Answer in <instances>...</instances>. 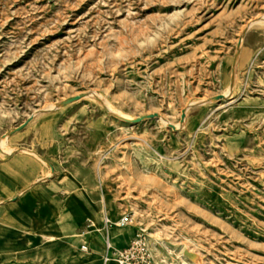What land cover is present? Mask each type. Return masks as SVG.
<instances>
[{
	"label": "rangeland",
	"instance_id": "rangeland-1",
	"mask_svg": "<svg viewBox=\"0 0 264 264\" xmlns=\"http://www.w3.org/2000/svg\"><path fill=\"white\" fill-rule=\"evenodd\" d=\"M0 167L79 202L81 254L264 264V0H0Z\"/></svg>",
	"mask_w": 264,
	"mask_h": 264
},
{
	"label": "crops",
	"instance_id": "crops-1",
	"mask_svg": "<svg viewBox=\"0 0 264 264\" xmlns=\"http://www.w3.org/2000/svg\"><path fill=\"white\" fill-rule=\"evenodd\" d=\"M23 174L26 175L24 171ZM9 176L6 167H0V264H116L112 257L103 261L105 237L112 247L115 238H125V230L106 227L103 254L100 233L90 234L89 248L93 251L81 254L77 250L81 235L79 202L68 205L67 209L62 203L53 206L49 199L55 195L53 192L40 193L41 190L22 187V178L17 187ZM72 183L67 181L68 186L76 189ZM22 192H26L25 198H14ZM34 196L47 198L33 199ZM90 201L93 199L89 198ZM102 212L110 222L116 218L112 207L104 206ZM109 252L108 248L106 255L109 256Z\"/></svg>",
	"mask_w": 264,
	"mask_h": 264
},
{
	"label": "built area",
	"instance_id": "built-area-1",
	"mask_svg": "<svg viewBox=\"0 0 264 264\" xmlns=\"http://www.w3.org/2000/svg\"><path fill=\"white\" fill-rule=\"evenodd\" d=\"M129 222L130 218L128 215H123L119 219L120 225H125ZM82 249L87 250V247L82 246ZM109 256L114 258L117 264H152L153 260L152 252L140 234H136L125 247L111 250Z\"/></svg>",
	"mask_w": 264,
	"mask_h": 264
},
{
	"label": "bare ground",
	"instance_id": "bare-ground-1",
	"mask_svg": "<svg viewBox=\"0 0 264 264\" xmlns=\"http://www.w3.org/2000/svg\"><path fill=\"white\" fill-rule=\"evenodd\" d=\"M103 219H104V223L107 225L110 221L108 220V217L105 215L104 217H103ZM108 227V226H107ZM105 239H106V251H107V249L108 248H110V245H109V242H108V238H106L105 237ZM113 249V248H112ZM106 251H105V254H104V258H103V261L105 262L107 259H109L110 258V256H107L106 255ZM115 260V259H114ZM116 262V261H115ZM155 263V262H154ZM117 264V263H116Z\"/></svg>",
	"mask_w": 264,
	"mask_h": 264
}]
</instances>
